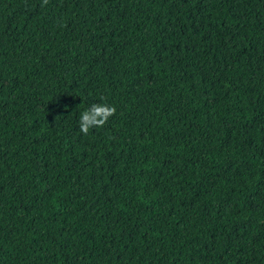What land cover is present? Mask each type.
Here are the masks:
<instances>
[{"label":"trees","instance_id":"1","mask_svg":"<svg viewBox=\"0 0 264 264\" xmlns=\"http://www.w3.org/2000/svg\"><path fill=\"white\" fill-rule=\"evenodd\" d=\"M0 264H264V0H0Z\"/></svg>","mask_w":264,"mask_h":264},{"label":"clouds","instance_id":"2","mask_svg":"<svg viewBox=\"0 0 264 264\" xmlns=\"http://www.w3.org/2000/svg\"><path fill=\"white\" fill-rule=\"evenodd\" d=\"M48 0H44L46 4ZM116 113V108L107 103L93 104L89 109L83 111L79 119V130L87 135L90 129L103 127Z\"/></svg>","mask_w":264,"mask_h":264}]
</instances>
